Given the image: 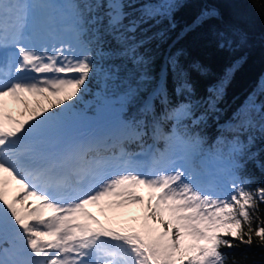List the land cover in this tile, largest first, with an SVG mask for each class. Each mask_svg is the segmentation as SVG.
Returning a JSON list of instances; mask_svg holds the SVG:
<instances>
[{
  "label": "snow or ice",
  "instance_id": "obj_1",
  "mask_svg": "<svg viewBox=\"0 0 264 264\" xmlns=\"http://www.w3.org/2000/svg\"><path fill=\"white\" fill-rule=\"evenodd\" d=\"M178 6L179 0H0V264H237L224 249L264 250V180L256 183L248 170L252 164L264 175L260 151H253L255 133L264 136V80L234 113L231 137L219 138L226 151L214 153L223 164L211 179L196 166L204 149L191 127L215 111L219 89L195 102L185 82L176 89L185 99L172 104L163 95L160 113L155 92L138 118L108 136H66L87 84L112 79L116 61L143 65L137 33ZM255 6L264 16V4ZM215 15L206 9L196 23ZM236 35L218 32V46L231 48ZM139 91L131 84L122 98ZM25 94L50 106L37 101L29 108ZM5 97L23 104L28 117L7 113ZM165 122L170 132L162 131ZM149 134L164 147L142 163L125 145ZM90 205L101 213L139 205L144 215L133 217L139 223L102 222Z\"/></svg>",
  "mask_w": 264,
  "mask_h": 264
},
{
  "label": "trees",
  "instance_id": "obj_2",
  "mask_svg": "<svg viewBox=\"0 0 264 264\" xmlns=\"http://www.w3.org/2000/svg\"><path fill=\"white\" fill-rule=\"evenodd\" d=\"M259 4H264V0H179L170 18L150 21L137 33L142 41L139 51L145 58L143 65L133 67L126 61H116L120 66L118 73L107 82L103 76L92 79L76 101L73 112L86 111L94 116L102 108L104 115H118L121 122L131 121L139 117L144 100L153 97L155 92L160 93L159 97H153L156 111L160 113L165 107L161 103L163 95L172 104L185 99L187 93L178 95L176 91L185 82L191 86L190 98L195 102L207 100L214 94L213 90L219 89L215 111L204 123L192 126L191 131L202 138V155L208 154L220 170L223 161L214 153L218 149L226 151V147L219 138L231 137L230 121L234 113L257 92L264 80V16L255 6ZM206 9H215L217 15L196 23ZM233 30L237 32L234 45L219 47L217 33ZM136 83L140 84L139 94L123 99L128 86ZM259 99L264 100V94ZM205 107L201 103L197 112H203ZM90 120H86L87 126ZM171 130L170 122L162 125L163 132ZM255 135L258 138L253 151L259 150L260 159L264 160V136L258 132ZM125 147L131 153L146 156L155 149H163L164 142L154 140L149 134L142 142L126 143ZM201 156L195 162L198 168ZM248 170L257 177L256 183L264 180V175L252 164ZM261 212L264 213V205ZM224 251L230 252L237 264H264V250L255 245Z\"/></svg>",
  "mask_w": 264,
  "mask_h": 264
},
{
  "label": "rangeland",
  "instance_id": "obj_3",
  "mask_svg": "<svg viewBox=\"0 0 264 264\" xmlns=\"http://www.w3.org/2000/svg\"><path fill=\"white\" fill-rule=\"evenodd\" d=\"M52 2L59 3L61 0H51ZM27 100L29 101V108L35 107L37 104V101H39L40 104H43L44 106H50L48 101L45 100L42 97H33L31 95L25 94ZM12 98L11 97H5V111L7 113H10L11 115L19 116L20 118L24 119L28 117V109L24 107L23 104H20L16 102L13 99V102L7 103L6 102ZM51 100H55V97H50ZM87 116L92 117L91 123H89V127H86L85 122L89 118ZM118 115L114 116H108L104 115L102 108L98 110V113L94 116L88 115L86 111H82L80 114L74 113V118L70 122V126L67 129L66 136L68 139H79L81 137H105L107 135H110L116 127L121 123V120L117 119ZM86 119V120H85ZM139 160L142 163H147L148 159L150 158V155L148 154L145 157V160L138 157ZM201 164L205 165L208 169L207 173H203V176L205 179H210V173L213 175L212 172L215 168L212 163L209 162V158L207 156H204L201 158ZM207 165L209 167H207ZM218 173V172H217ZM15 184L14 182L12 185ZM16 187H13V190L11 192L9 191V198L11 195L15 192ZM144 195L146 192L143 193ZM88 210L91 211L94 215L97 216L98 219L103 220L106 216H108L111 220L116 222H127V223H139L138 220H134L133 217H142L144 215L143 211L141 210V207L139 205H133L125 209H117L108 211L105 210L104 213H101L99 209H97L95 206H88Z\"/></svg>",
  "mask_w": 264,
  "mask_h": 264
},
{
  "label": "bare ground",
  "instance_id": "obj_4",
  "mask_svg": "<svg viewBox=\"0 0 264 264\" xmlns=\"http://www.w3.org/2000/svg\"><path fill=\"white\" fill-rule=\"evenodd\" d=\"M14 117H16L18 119H22L18 115L17 116H14ZM11 190H13V185L12 184L9 185V191L11 192Z\"/></svg>",
  "mask_w": 264,
  "mask_h": 264
}]
</instances>
